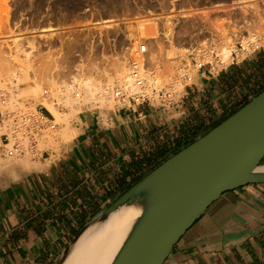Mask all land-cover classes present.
Wrapping results in <instances>:
<instances>
[{
  "label": "crops",
  "instance_id": "crops-1",
  "mask_svg": "<svg viewBox=\"0 0 264 264\" xmlns=\"http://www.w3.org/2000/svg\"><path fill=\"white\" fill-rule=\"evenodd\" d=\"M191 75L166 104L84 108L57 150H26L0 169V264H53L138 179L261 92L264 45ZM161 264H264V182L222 192Z\"/></svg>",
  "mask_w": 264,
  "mask_h": 264
},
{
  "label": "rangeland",
  "instance_id": "rangeland-1",
  "mask_svg": "<svg viewBox=\"0 0 264 264\" xmlns=\"http://www.w3.org/2000/svg\"><path fill=\"white\" fill-rule=\"evenodd\" d=\"M257 1L243 9L237 0H0V89L7 94L1 109L18 115L34 109L48 112L55 127L42 132L36 147L57 150L68 139L58 138L65 122L77 132L74 122L82 109L102 110L115 103L112 90L125 83L128 62L140 43L148 44L144 77L155 78L147 81L150 87L169 91L176 99L186 82L180 67L191 75L197 70L191 58L227 64L232 54L226 59L221 49L231 46L232 53L246 31L264 26V0ZM108 19L111 24L105 25ZM140 23L145 33H136ZM120 64L124 77L117 74ZM88 82L108 84V94L91 103L80 101L76 115L64 121L71 104L59 91ZM29 85L59 117L36 100ZM18 156L1 157L0 169Z\"/></svg>",
  "mask_w": 264,
  "mask_h": 264
},
{
  "label": "water",
  "instance_id": "water-1",
  "mask_svg": "<svg viewBox=\"0 0 264 264\" xmlns=\"http://www.w3.org/2000/svg\"><path fill=\"white\" fill-rule=\"evenodd\" d=\"M263 158L264 89L162 161L94 218L102 220L109 211L150 186L158 189L156 199L114 264H161L178 238L222 192L264 182V171L256 169L264 165ZM79 233L53 264L59 262Z\"/></svg>",
  "mask_w": 264,
  "mask_h": 264
},
{
  "label": "bare ground",
  "instance_id": "bare-ground-1",
  "mask_svg": "<svg viewBox=\"0 0 264 264\" xmlns=\"http://www.w3.org/2000/svg\"><path fill=\"white\" fill-rule=\"evenodd\" d=\"M257 2H258L257 0H237L236 4L238 7H243L244 9V7L249 8V6H253L254 4L256 5ZM180 14L185 15L186 13L179 12L178 15L181 16ZM170 16H176V14H172ZM108 20H109L108 22L104 21L105 25L111 24V20L110 19ZM261 26H263V24ZM251 31L252 30H250L249 32L246 31L245 35H243V37L240 39L246 38ZM145 32H146L145 24L140 23L138 25L136 33L142 34ZM230 47L229 46L223 47L220 53L221 56H223L224 58L226 57L230 58L231 56ZM146 55H147V51L145 56ZM121 68L122 69L118 70L117 74L123 75L124 77V75H126L124 65H122ZM144 70L141 74V77L145 79ZM154 79L155 78H153L152 76L147 77V80L145 79L144 90L146 92L150 93L155 88V87L151 88L149 85V82L151 80L153 81ZM123 81L125 82V83L123 82L124 86L122 85V88L120 86L118 88L121 89L135 88V85L133 84L132 81V77L130 75V70H129V75H126ZM108 86H109L108 84L99 85L91 82L79 83V87L77 86L72 87L71 85L69 88L67 86H63V89H61L59 93L64 97L66 103L71 104V107L67 112V114L64 113V115L62 116L64 121H66L68 116L76 115L80 101L91 103L93 100L104 99L105 95L108 94L107 92ZM29 87L32 94L37 96L36 100L46 104L48 110L52 114L59 117L55 108L49 102L45 100H41L40 96L38 95L39 92H37L36 88L32 87V85H29ZM113 90H112V96H113ZM107 97L109 96L107 95ZM49 118H51L53 122V118L52 117ZM1 123H2L1 125L4 126L5 120ZM66 124L67 123L65 122V125L61 132L58 131L60 132L58 135L59 139L69 138L74 133L73 130ZM256 169L258 171H264V165L258 166ZM157 191L158 189L155 186H150L144 189L138 197H133L131 198L130 201L121 204L117 208L109 211L102 220H98V219L91 220L79 233L75 241L71 243L70 247L62 255V257L60 258L57 264H114L118 256L124 249L130 236L132 235V233L140 223L142 217L156 199Z\"/></svg>",
  "mask_w": 264,
  "mask_h": 264
},
{
  "label": "built area",
  "instance_id": "built-area-1",
  "mask_svg": "<svg viewBox=\"0 0 264 264\" xmlns=\"http://www.w3.org/2000/svg\"><path fill=\"white\" fill-rule=\"evenodd\" d=\"M263 45L264 26L259 29H253L246 38L237 41L236 48L231 53V61L243 59ZM146 51V42H142L137 46L128 62V68L135 88L121 89L115 87L113 90V99L115 103L120 105H139L147 102H160L161 104H166L174 100L169 91L162 90L161 88H154L150 93L144 90L145 79L141 77V74L145 69ZM191 59L197 70H202L206 64L212 63L211 61ZM179 71L186 82L192 80V75L184 71V67H180ZM6 101L7 94L5 90L0 89V122L5 120L4 131L0 134V154L13 157L20 155V153L26 150L31 152L39 150L37 147H31V145L33 142H37V138L43 131H49L54 128L55 124L52 122V119L43 115L42 112L37 109L28 110L21 115L9 112L7 108H4L5 112H3L1 107H5Z\"/></svg>",
  "mask_w": 264,
  "mask_h": 264
},
{
  "label": "trees",
  "instance_id": "trees-1",
  "mask_svg": "<svg viewBox=\"0 0 264 264\" xmlns=\"http://www.w3.org/2000/svg\"><path fill=\"white\" fill-rule=\"evenodd\" d=\"M237 110H238V109H237ZM237 110H235V111H237ZM235 111H234V112H235ZM234 112H232V113H234ZM232 113H231V114H232ZM231 114H229V115H231ZM229 115H228V116H229ZM228 116H227V117H228ZM227 117H225V118H227ZM225 118H224V119H225ZM220 122H221V121H220ZM220 122H218V123H220ZM218 123H217V124H218ZM217 124H216V125H217ZM214 126H215V125H214ZM214 126H213V127H214ZM213 127H212V128H213ZM208 131H209V130H208ZM206 132H207V131H206ZM206 132L202 133L200 136L204 135ZM200 136H198L197 138H199ZM197 138H195V139H197ZM195 139H193V140H191L190 142H188V144L191 143V142H193ZM176 152H177V151H176ZM176 152H175V153H176ZM173 154H174V153H173ZM138 180H139V179H138ZM138 180H137V181H138Z\"/></svg>",
  "mask_w": 264,
  "mask_h": 264
}]
</instances>
